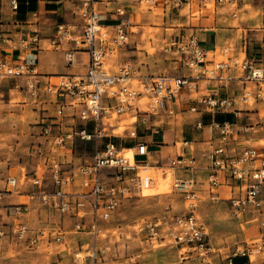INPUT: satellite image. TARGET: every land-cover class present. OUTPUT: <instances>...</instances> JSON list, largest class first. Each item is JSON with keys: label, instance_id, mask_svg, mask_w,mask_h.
Masks as SVG:
<instances>
[{"label": "built area", "instance_id": "1", "mask_svg": "<svg viewBox=\"0 0 264 264\" xmlns=\"http://www.w3.org/2000/svg\"><path fill=\"white\" fill-rule=\"evenodd\" d=\"M100 1L107 0H76L73 14L79 22L56 25L47 43L48 49L62 52L66 66L75 63L76 52H84L87 61L83 73L49 76L46 84L41 85L36 55L14 62L0 58V81L16 80L14 88L32 99L40 92L57 99L55 115L41 123L43 144L32 149L41 159L39 166L30 172L19 167L17 174L5 178L0 189V204L8 195L24 197V201L6 207L10 220L5 230L0 228V242L10 239L21 248L39 250L64 245L65 236L70 232L84 233L90 238L87 254L81 257V252L74 253V263L85 264V259H90V264H95L100 250L97 244L110 231L105 224L121 200L131 195L142 196L150 186L152 179L143 169L148 167L161 170L163 179L170 173V191L183 197L186 213L168 220L136 221L132 225L134 234L146 239L151 247L174 246L178 264H187L190 258L208 263L214 249L208 226L196 212L195 181L174 174L175 171L192 172L197 168L192 143L188 140L176 142L174 146L179 151L174 156H166L163 166L150 167L140 160L148 156V149L146 142L138 139L136 126L139 124L146 129L151 118L173 116L170 105L181 90L196 93L201 81L215 83L218 87H226L231 82L243 85V91L234 96L207 93L196 98L203 110L235 113L242 105L263 101L264 58L249 56L246 47L241 55L233 57L231 46L217 52L205 50L195 35L182 34L165 42L162 50L177 56L187 70L186 75L141 74L129 61H115L128 40L130 21L125 9L121 6L115 9L113 26L102 25L103 15L97 6ZM200 1L206 8L214 1L222 3L224 0ZM185 2L187 0H166L171 9H179ZM238 2L245 4V0H227L235 7ZM139 3L151 6L155 1L139 0ZM262 3L264 9V0ZM11 5L16 8L15 1ZM232 16L236 18L237 14L232 13ZM20 46L23 51L38 47V38L34 36L29 42L21 41ZM189 110L198 111L195 107ZM64 118H69L70 125L63 130ZM121 119L129 122L121 125ZM121 126L122 132L117 133ZM211 126L218 137L216 146L207 151L203 167L209 200L220 201L216 189L222 185V177L231 179L239 191L227 200L232 216L240 219L249 215L248 221L255 223L258 229L257 237L243 241L227 253L224 264H233L235 258L252 264L264 255V152L252 146L239 151L230 149L228 143L242 128L236 130L227 122H213ZM194 127L200 129L201 122L197 121ZM124 135L136 140L132 147L124 149L118 143V138ZM76 140L92 141L94 149L89 161L73 165L68 155ZM185 148L188 151L182 150ZM129 152L131 161L127 156ZM26 186L30 189H25ZM33 209L73 218L72 229L64 231L59 225L32 228L26 219Z\"/></svg>", "mask_w": 264, "mask_h": 264}, {"label": "rangeland", "instance_id": "2", "mask_svg": "<svg viewBox=\"0 0 264 264\" xmlns=\"http://www.w3.org/2000/svg\"><path fill=\"white\" fill-rule=\"evenodd\" d=\"M263 0H249L245 8L238 11L237 18L229 17L232 27H247L249 24L252 33L264 28ZM142 11L157 12L158 8L140 4ZM221 7H218L219 11ZM217 11H213L212 4L206 6L201 14L189 20L181 17L173 23L182 24L187 28L212 27V19ZM208 18V20H207ZM254 18H259V23H255ZM249 21V22H247ZM130 29L127 44L121 49L115 61H129L133 63L139 73L144 75L165 74L169 76H181L187 74L177 56L164 52L162 46L163 36H159V30L153 27ZM186 29V28H185ZM239 29V28H238ZM248 32V33H250ZM168 34L174 33L167 30ZM260 33V32H257ZM251 40L248 53L250 56L259 57L264 54V47L257 46L255 40ZM264 38V36H263ZM220 59V57H217ZM54 82L55 79H52ZM21 81H18V83ZM7 90V88H3ZM15 92L11 96L4 93L0 97V188L4 185V180L8 175L17 174L19 167H24L28 172L39 166V157L35 156L32 149L39 144H43L40 137L41 120L45 115L51 114L54 107L49 103L48 97H41L38 101L32 99L24 92ZM26 95L27 97H25ZM43 101L42 105H37ZM44 109V110H42ZM264 114L261 111L260 117ZM129 120L121 119V125ZM63 130L70 125L68 118L63 119ZM264 125V122L262 123ZM56 131V129L54 130ZM122 132V126L116 131ZM259 144L264 145L263 141ZM94 149L93 142L76 140L73 142L72 152L68 155L73 165L91 156ZM66 157H63L65 159ZM68 166V164L66 165ZM69 168V166L67 167ZM151 178L156 176L160 182H155V191L148 188L143 191L142 196L131 195L121 200L117 210L111 215L105 227L108 228L107 237L98 242L100 249L96 254L95 264H178L177 249L165 244L163 246L151 247L146 239L137 236L132 230V225L136 221L170 219L181 216L186 212L183 197L170 191L169 176L165 179L161 170L153 168H143ZM153 182V181H152ZM202 186L203 183L200 182ZM197 202V215L208 226L210 232V243L214 249L207 260L202 262L198 258L188 259L187 264H221L224 257L236 245L243 241L257 237V225L248 224L239 226L234 218L230 217L226 204L211 202L205 194V188L200 187ZM3 202V201H1ZM9 217L2 206H0V228L6 229ZM29 226L38 228L41 226L52 227L53 225L64 227V231H70L74 219L57 214L45 209H33L26 219ZM90 238L84 233H68L65 236V244L60 246L51 245L48 249L29 250L21 248L10 239L0 242V264H75L73 254L81 252L80 256L87 254ZM221 257L223 260H221ZM85 264H90V259H85ZM252 264H264V255L255 259Z\"/></svg>", "mask_w": 264, "mask_h": 264}, {"label": "crops", "instance_id": "3", "mask_svg": "<svg viewBox=\"0 0 264 264\" xmlns=\"http://www.w3.org/2000/svg\"><path fill=\"white\" fill-rule=\"evenodd\" d=\"M12 1L16 3L15 9L12 8ZM154 1L155 3L151 6L158 8L157 12L150 10L141 12L139 0L100 1L97 6L100 14L103 15L101 24L113 26L116 23V18L113 13L117 7L121 6L125 9L130 21L127 29L128 35L131 32L130 29L133 27V24L137 28L153 27L159 30L158 35H164L162 37L163 43L182 34H192L196 36L200 45L205 50L217 52L226 46L233 47L234 53L232 57L241 55L244 47L249 49L251 40L248 35L255 40L257 46L264 47V28L252 33L250 32L251 28L249 24L247 27L234 28L229 22V17L234 18L232 13H236L238 16V11L250 5L249 0H245V4L238 2L237 7L227 3V0H224L222 3L212 1L213 11H217L218 7H221V9L217 11L216 16L214 15L212 27L206 28H187L181 26L182 24L178 25L173 23L181 17L189 20L190 17L196 18L200 15L202 10L205 9L200 0H187L179 9L169 8L166 0ZM75 3L76 0H0V58L14 62L19 59L28 58L31 55H36V68L41 75V85L46 84L47 77L49 76L83 73L87 61V56L84 52H76L75 63L71 66H66L62 52L54 51L47 47L48 40L53 35L56 25L79 22L77 16L73 14ZM259 21L260 19L257 18L255 23L258 24ZM167 30H172L174 33L168 34L166 33ZM34 36L38 38V47L23 51L20 46L21 41L29 42L31 37ZM254 58L262 59L264 58V54L259 57L254 56ZM177 61H179L178 58ZM184 70L187 73L185 68ZM15 82L16 80L14 79L0 81V97L4 93H7L9 96L13 93L15 94V92L21 93L14 88ZM3 88H7V90H3ZM242 91L243 85L239 82H231L226 87H218L215 83L201 81L199 83V90L196 93L182 89L178 98L170 105L174 111L173 116H157L151 118L146 124V129L137 124L136 133L138 139L144 140L148 149V156L146 158H140V160L145 161L150 167H155L156 164L163 166L166 156H174L179 151L174 146L176 142L182 140L190 141L193 146V155L197 162V168L192 172L175 171L174 174L185 179L192 178L195 181L194 189L197 195L199 193L198 188L204 187L206 197L209 199L206 172L203 167L205 164V155L211 147L216 146L218 137L217 133L212 129L211 124L213 122H227L233 125L236 130L242 128L232 136L231 141L228 143V148L239 151L246 146H252L264 152V145L259 144L260 141L264 142V125L262 124L264 122V114L260 117L261 111L264 110V100L257 101L250 106L242 105L237 108V112L232 113L230 111L211 112L203 110L202 105L198 104L197 99L207 93H213L217 96H234L240 94ZM24 96L27 97L26 95ZM41 97H48V95L40 92L33 102L38 101ZM48 98L54 110L51 114L45 115L41 123L48 122L49 118L55 115L57 99L52 95ZM42 102L39 101L37 105H42ZM191 107H195L198 111L191 112L189 110ZM197 121H200L202 124L200 129L194 127ZM250 126H253L252 129H248ZM125 128L127 130L132 129V127ZM154 129L156 131H153ZM40 138L42 141H39V143L43 142V138ZM135 142V139H130L126 135L120 139L118 138V143L124 149L132 147ZM182 150L188 151V148ZM89 160L90 157L80 162H87ZM151 179L155 183L157 177L153 176ZM221 181L222 185L216 189V194L221 200L217 202L226 204L230 217L234 218L227 200L235 196L239 191L231 179L222 177ZM157 182H160L159 179H157ZM200 182L204 186L200 185ZM27 187L30 189L29 186H26L25 189ZM2 201L0 206H2V211L4 210L5 212L8 205L22 202L24 201V197L22 195H8ZM249 218V215H244L242 218H234V220L242 227L253 224L248 221ZM61 226L64 227V223ZM221 260H223L222 257ZM221 264L224 263L222 262Z\"/></svg>", "mask_w": 264, "mask_h": 264}, {"label": "trees", "instance_id": "4", "mask_svg": "<svg viewBox=\"0 0 264 264\" xmlns=\"http://www.w3.org/2000/svg\"><path fill=\"white\" fill-rule=\"evenodd\" d=\"M249 55V53H248ZM250 56V55H249ZM114 142H117V139H113ZM233 264H247L246 260L245 259H242V258H235L233 260Z\"/></svg>", "mask_w": 264, "mask_h": 264}, {"label": "bare ground", "instance_id": "5", "mask_svg": "<svg viewBox=\"0 0 264 264\" xmlns=\"http://www.w3.org/2000/svg\"><path fill=\"white\" fill-rule=\"evenodd\" d=\"M128 158L130 159V161L132 160V156H131V153L129 152L128 153ZM148 189L150 190V191H155V183L154 182H151L150 183V186L148 187Z\"/></svg>", "mask_w": 264, "mask_h": 264}]
</instances>
